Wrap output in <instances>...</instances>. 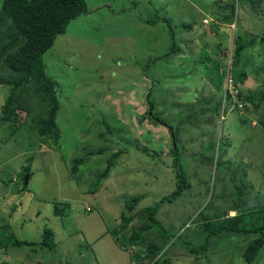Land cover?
Masks as SVG:
<instances>
[{
	"label": "rangeland",
	"instance_id": "1",
	"mask_svg": "<svg viewBox=\"0 0 264 264\" xmlns=\"http://www.w3.org/2000/svg\"><path fill=\"white\" fill-rule=\"evenodd\" d=\"M86 2L92 11L71 20L42 57L46 74L57 82L60 106L55 116V143L52 137L38 136L29 118L18 121L17 129L3 119L1 106L13 94L18 75L7 70L2 74L6 81L0 84V178L7 183L1 185L0 193H7L15 176L12 188L18 199L34 204L36 212L48 216L55 203H65L69 207L64 205L65 212L59 211L55 219L64 228L69 226L67 220L71 221V227L64 230L67 232L77 230L81 226L77 223L88 215L83 203L110 231L120 223L128 200L138 197L130 213L141 225L148 221L135 215L160 200L155 218L170 234L164 237L167 244L157 255L167 259L161 264H264V244L251 263L243 257L256 233L222 232L206 238L199 217L202 211L216 224H227L229 218L240 224L239 218L246 220L250 213H254V222L264 214V101L258 108L249 102L246 108L243 102L240 108V104L230 106L223 99L221 75L216 74V65H220L221 74L231 64L236 79L247 72L244 84H237L245 93L264 89V0ZM170 2L174 11L164 9ZM237 5L231 23L218 21ZM203 19L209 22L205 24ZM217 21L219 26L213 29ZM236 32L249 42V38L256 39L242 55L232 54ZM2 33L0 30V36ZM259 39L263 44L259 45ZM170 50L180 56L167 65L163 60ZM3 59L0 55V64ZM38 83L32 77L23 83L24 90L20 86L14 95L28 94L35 99ZM151 83L153 89L148 93ZM155 116L177 127V143ZM221 141L225 142L223 149L218 148ZM175 144L187 184L167 202L162 198L177 187L176 151L171 150ZM118 150L124 151L113 160L107 176L99 179L107 159ZM85 153V161L71 174V160ZM26 170L29 177L24 187ZM7 209L13 213L16 208L11 204ZM19 211L17 206L14 213ZM8 217L0 220L4 221L3 232L4 223H10ZM99 226L93 225L96 230ZM29 228L25 227L24 237L33 233ZM151 230L145 241L155 242L158 225ZM6 236L4 242L13 239ZM59 236L54 257L61 259L58 264L73 263L72 254L80 253V248L70 249L62 257L68 238L63 233ZM205 241V251H187ZM0 258L19 264L17 258H5L1 252Z\"/></svg>",
	"mask_w": 264,
	"mask_h": 264
},
{
	"label": "trees",
	"instance_id": "2",
	"mask_svg": "<svg viewBox=\"0 0 264 264\" xmlns=\"http://www.w3.org/2000/svg\"><path fill=\"white\" fill-rule=\"evenodd\" d=\"M243 1L244 0H241V2ZM237 10L238 5L232 6L230 13L220 16L218 21L222 20L224 22L231 23L234 20ZM91 11L92 10H90L87 6L86 0H1L0 30L3 31V33L0 36V55H2L4 59L3 63L0 64V84L1 82L6 81L2 75L5 73V70L18 75V78L13 83V94H9L5 99V102L1 106V111L3 113V119H7L11 122L14 125L13 128L16 127L17 129L19 127V125L16 124L18 121L22 122V119L29 118L35 125L38 136L41 138L43 137L44 139L52 137L53 143L57 141L58 127L55 121V116L57 109L60 106L56 95L57 82L46 74L42 57L43 54L54 44L56 36L65 32L71 20L77 18L81 14H88ZM220 12L223 13V8L220 9ZM218 21L213 29L218 28ZM154 22L156 21H153V23ZM5 26L7 27V31L5 30ZM236 34L237 41H234L232 54L233 52H236L242 55L241 52L242 50L244 51L245 47L248 48L249 45H255V38H249L252 40V42L251 40L249 42L247 39H244L241 34H238L237 32ZM262 36H264V33H262ZM261 44H263V41H260L259 39V45ZM173 53L174 50H170L166 55L171 56ZM219 66V64L216 65V74L218 76L221 75L219 76V79H222L221 81L223 83L224 72L222 74L219 73ZM257 69L259 70L258 67ZM246 75L247 72H244L240 79H236L232 75L234 84L237 87L238 85L241 86V84H244ZM32 77L39 82L37 87L39 94L38 97L32 99V96L28 94L15 96L14 90L19 89L21 86L23 91V83L30 81ZM155 83L157 82L154 81V84ZM154 84H150L148 93L153 89ZM225 98L230 102V106L232 105L234 108L239 105V102L244 103V105L241 104L238 106L239 108L242 107V105L246 108L248 106L247 102H249L253 107L258 108L264 101V89L259 90L258 92L245 93L240 87L235 96L236 100L238 99V102H232L235 99L231 94H227ZM152 104L153 101H150V108ZM215 108H218V104H216ZM153 119L159 124L166 126L169 133H171L173 140L176 142V138L179 136L177 127L174 129L172 125L168 124L162 118H158V116L153 117ZM262 123L264 124L263 121ZM224 145L225 142L221 141L218 148L223 149ZM141 148L146 150L144 146ZM178 148L177 144H175V149L171 148V150L176 151V153H174V160L176 165L175 173L177 177V187L169 195H165L162 198L167 202H171L176 196H178L183 190L182 186L187 184L183 175L184 170L182 164L178 162V155L180 154ZM123 151L124 150H118L109 156L107 159V165L100 174L101 177L99 179H103L107 176L113 160ZM98 152H104V149H99ZM87 155L88 154L85 153L81 157L73 158L71 160V174L78 171V166L85 161ZM207 161L212 163V157ZM26 172L28 171L26 170L25 173ZM24 187H26V184H24ZM238 189H240V187H238ZM94 191L96 190L91 189V192ZM137 202L138 197H133L131 200L127 201V209L120 214V223L118 226L112 228L110 232L115 235L117 239H119L120 243H123L126 246L140 247V250L134 253L133 260L135 264L166 263L167 259L162 258V256L159 258L157 257L158 252H161L167 244L164 237L170 235H167V231L155 218V214L161 201L159 200V202L145 207L142 210L143 212L140 211L143 214L137 213L135 215L139 219L145 218L148 221V223L145 222L143 225H141L140 222H134L133 214L130 213ZM54 205V211L56 213L61 211L59 205L56 203ZM199 217L202 221L200 224L202 231L207 233L209 236L206 238H210L211 236L222 232L234 231L245 234L256 233L257 236L249 240L243 251L244 260L248 263H251L254 260L258 250L264 244V214L257 222H254V213H250V216L246 220L239 218L241 219L240 224L232 218L226 220L225 223L227 224H216V222L206 219L202 211ZM155 224L158 225L159 228L158 234H154V237L157 240H155V242L145 241L147 234L152 231V228L156 227ZM52 237L53 235L51 229L45 228L43 232L42 245L51 247L53 241ZM207 244L208 241H205L197 247H189L187 251L189 253L205 251L207 249Z\"/></svg>",
	"mask_w": 264,
	"mask_h": 264
},
{
	"label": "crops",
	"instance_id": "3",
	"mask_svg": "<svg viewBox=\"0 0 264 264\" xmlns=\"http://www.w3.org/2000/svg\"><path fill=\"white\" fill-rule=\"evenodd\" d=\"M171 3L172 2L165 4L164 9L174 11ZM151 21L152 20H150V22ZM146 25L151 24L147 23ZM145 29L147 30L148 28ZM222 44L224 46L226 43ZM179 51L182 52L180 49ZM178 56H180V54H173V56H168L163 61L165 64L169 65L172 63V60ZM15 180V176L13 178L11 177V181L9 182L11 187L7 189V193H3L8 196L1 197L3 194L0 193V200L2 201H0V220H3L4 216H9V220L11 219L9 224L4 223V225H6L4 232L1 228L4 221H0V252L3 254V257L6 258V256L10 255L13 258H17L19 264H58L61 259L59 256L58 258H55V252L53 251L56 249L57 242H61L59 235L60 233H63L68 238V245L62 246V257L65 258L70 249L80 248L81 251L80 253L74 251L72 254L74 257L71 259L74 261L73 263H67L64 261L60 264H135L133 260L134 253L136 252V249L140 250V247H131L120 243L119 239H117V237L113 235L109 229H107L105 221L94 214V211L91 210L90 212H84V214L88 215L83 216L84 221H81L83 219L82 218L79 223H77L78 225H81L75 228L77 230H73L71 232L64 231L71 227V221L67 220L69 223L67 228H64L63 224L61 227L59 222L55 219H58L57 216L60 214L58 215L54 210H52V214L47 216L41 211L36 212L37 207L34 204H30L28 202L23 203L21 199H18L17 192L12 188L15 185ZM3 183L7 182L0 178V191ZM24 191L25 189L22 190V192ZM11 204H13L16 208L15 211L17 210V206H19L20 211L18 213H14L15 211L13 213L10 212L7 208H9ZM63 204L66 205L65 203ZM64 205H60V212L62 213L65 212L63 211L65 207ZM82 206L86 207L88 205L83 203ZM21 212H24L22 216L20 215ZM46 219L50 221L45 222ZM94 224L100 225L98 230L93 227ZM26 226L28 228L31 227L29 229L33 230V233L24 237ZM45 228H49L52 231L53 241L51 247L44 245L40 246L43 243L42 239ZM53 229L55 230V233L53 232ZM5 235H7L6 237L10 236L13 239L11 241L4 242L3 237ZM19 249L21 251H19ZM76 256H78L77 259ZM130 256L131 260H129ZM30 258H32V260ZM36 260H38V263ZM2 262V264H14L6 261L4 258L2 259Z\"/></svg>",
	"mask_w": 264,
	"mask_h": 264
},
{
	"label": "clouds",
	"instance_id": "4",
	"mask_svg": "<svg viewBox=\"0 0 264 264\" xmlns=\"http://www.w3.org/2000/svg\"><path fill=\"white\" fill-rule=\"evenodd\" d=\"M211 20V19H210ZM202 22L203 23H205V24H207L208 22H209V20L208 19H203L202 20ZM224 72V75H223V82H224V88H223V99L225 100L226 98H225V96L228 94V90L225 88V74H226V72H229L230 73V75H231V77H232V73H231V64H230V67L228 68V70H226V71H221V74ZM232 79H233V77H232ZM233 85H234V87L237 89V90H239V88H237V86L234 84V81H233ZM238 92V91H237ZM235 100H233L232 102H237V100H236V98H234ZM239 104L241 105V102H239ZM79 170V169H78ZM26 173H28L29 174V172H26ZM25 173V174H26ZM24 174V175H25ZM25 184V183H24ZM27 185V184H26ZM95 192V191H94ZM62 205H64V204H62ZM85 207V206H84ZM87 207H89V209H87ZM92 209H91V207L90 206H86L85 207V211L86 212H90ZM234 232V231H233ZM3 263V262H2Z\"/></svg>",
	"mask_w": 264,
	"mask_h": 264
},
{
	"label": "built area",
	"instance_id": "5",
	"mask_svg": "<svg viewBox=\"0 0 264 264\" xmlns=\"http://www.w3.org/2000/svg\"><path fill=\"white\" fill-rule=\"evenodd\" d=\"M225 88L228 90V94H231L233 98H235L237 89L233 85V79L229 72L225 74ZM89 209V207H87ZM0 264H2V259L0 258Z\"/></svg>",
	"mask_w": 264,
	"mask_h": 264
},
{
	"label": "water",
	"instance_id": "6",
	"mask_svg": "<svg viewBox=\"0 0 264 264\" xmlns=\"http://www.w3.org/2000/svg\"><path fill=\"white\" fill-rule=\"evenodd\" d=\"M28 177H29V174L26 173L25 176H24V183L27 184L28 182Z\"/></svg>",
	"mask_w": 264,
	"mask_h": 264
}]
</instances>
